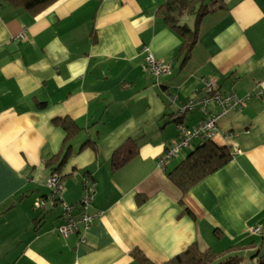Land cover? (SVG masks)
Returning a JSON list of instances; mask_svg holds the SVG:
<instances>
[{
  "label": "crops",
  "instance_id": "0c3cea01",
  "mask_svg": "<svg viewBox=\"0 0 264 264\" xmlns=\"http://www.w3.org/2000/svg\"><path fill=\"white\" fill-rule=\"evenodd\" d=\"M166 1L56 0L32 14L0 0V264H139L134 251L164 264L193 244L254 264L264 248L251 233L264 232V0H212L184 65L181 38L156 14ZM145 46L172 64L170 75L145 74ZM205 81L247 101L218 118L211 139L231 161L184 196L167 172L197 142L171 160L164 153L177 107L203 98ZM181 118L190 129L204 115ZM66 120L79 132L54 173L60 200L38 210ZM133 140L137 153L114 171L116 152ZM91 184V211L101 216L60 236L62 204L77 205Z\"/></svg>",
  "mask_w": 264,
  "mask_h": 264
},
{
  "label": "trees",
  "instance_id": "16d2710c",
  "mask_svg": "<svg viewBox=\"0 0 264 264\" xmlns=\"http://www.w3.org/2000/svg\"><path fill=\"white\" fill-rule=\"evenodd\" d=\"M3 1L11 7L22 8L32 14H38L56 0ZM210 2H212V0H167L157 10V16L160 17L165 25L181 38V45L178 52V57L181 58L182 61L181 65H184L191 58L192 50L198 40L197 23L203 16L211 12L208 8ZM189 15L195 17L196 24L193 28L182 21L185 16ZM181 119L182 118H173L177 124L180 123ZM61 127L65 131V140L62 146L64 152L62 155L60 154L52 157L45 163V166L50 168L52 172L51 176H56L59 180H61V178L54 173L61 172L63 164L67 160L72 149L71 140L79 132L78 127L69 120L62 122ZM126 151L130 154L118 160V153L124 155L126 154ZM116 153L117 154L112 161V169L114 171L124 166V164L130 159L129 157L137 153L134 140L133 142H126ZM232 155L233 154L228 147H219L214 144L211 139L199 141L195 148L186 154L184 159L167 172V178L185 196L192 187L225 167L231 161ZM263 249L264 248H261V250L253 256L255 260L254 264H264V256L259 257L260 252ZM224 255V253L217 255L208 249L201 250L196 244H193L186 251L164 264H240L241 262V258L236 256L228 257L225 260H219V258ZM132 256L139 264H153L139 251H134Z\"/></svg>",
  "mask_w": 264,
  "mask_h": 264
},
{
  "label": "built area",
  "instance_id": "2783aa9c",
  "mask_svg": "<svg viewBox=\"0 0 264 264\" xmlns=\"http://www.w3.org/2000/svg\"><path fill=\"white\" fill-rule=\"evenodd\" d=\"M144 60V72L154 80L160 77L168 76L172 72V64L164 63L154 58L147 46L142 48ZM203 90L205 96L201 99L188 100L187 102L177 107L173 118L180 119L185 113L193 110H199L203 113V120L193 128H186L182 124H177V136L169 144L164 153V160L168 161L176 158L181 152L191 147L193 142L212 139L218 132L217 120L220 116L231 110H241L246 104L247 98H237L233 93H221L217 90L212 81L203 82ZM176 98L170 96L169 102L175 105ZM211 106L218 108V111L212 113L209 111ZM230 135L225 134L224 137L228 138ZM163 161L160 165L163 164ZM46 187L50 190V194L45 198L40 199L34 204L35 209H44L46 203L53 200H60V193L62 190L60 180L56 176H50L47 179ZM94 191V186L91 184L86 186V193L84 198L75 206L62 204V216L64 223L57 229L62 237H67L72 234L79 226L86 231L91 224L97 220L101 214L99 212L91 211V200ZM251 233L260 234L264 238V232L259 228H252Z\"/></svg>",
  "mask_w": 264,
  "mask_h": 264
},
{
  "label": "rangeland",
  "instance_id": "374dc122",
  "mask_svg": "<svg viewBox=\"0 0 264 264\" xmlns=\"http://www.w3.org/2000/svg\"><path fill=\"white\" fill-rule=\"evenodd\" d=\"M214 1H215V0H214ZM212 5H213V2H210L208 6H212ZM193 26H194V24H193ZM193 26H192V27H193ZM195 142L198 143L199 141H195ZM193 143H194V142H193ZM231 256H237V255L234 254V255H231ZM248 257H249V256H248ZM248 257H245V258L243 259L244 262H245V261H248ZM243 260H242L241 264H244ZM245 264H247V263H245Z\"/></svg>",
  "mask_w": 264,
  "mask_h": 264
},
{
  "label": "water",
  "instance_id": "95a60500",
  "mask_svg": "<svg viewBox=\"0 0 264 264\" xmlns=\"http://www.w3.org/2000/svg\"><path fill=\"white\" fill-rule=\"evenodd\" d=\"M263 256H264V250H262V251L260 252L259 257H263Z\"/></svg>",
  "mask_w": 264,
  "mask_h": 264
}]
</instances>
